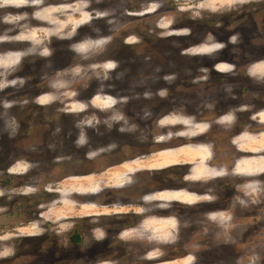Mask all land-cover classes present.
Wrapping results in <instances>:
<instances>
[{
  "label": "rangeland",
  "instance_id": "1",
  "mask_svg": "<svg viewBox=\"0 0 264 264\" xmlns=\"http://www.w3.org/2000/svg\"><path fill=\"white\" fill-rule=\"evenodd\" d=\"M9 1L0 0V26L8 17L30 18L17 16L18 9L42 4L11 1L16 6L11 7ZM51 1L46 5L56 12H50V19L42 8L36 18L51 20L54 29L32 23L31 34L38 45L51 41L52 58H43V52L35 51L38 46H30L31 53L20 63V76L13 68L18 55L0 60L6 72L0 73V264H20L33 256L44 264H82L80 257L90 251L99 253L98 264H264V74L249 79L257 88L247 105L235 87H220L225 79L213 69L221 74L233 70L234 79L242 76L247 64L240 39L227 47L224 30L228 22L246 16L250 0ZM54 3L58 6H51ZM248 15L256 16L257 11ZM212 30L221 32L209 35ZM61 38L69 41L62 44ZM125 38L134 44L125 45ZM230 60L236 65H227ZM263 69L264 62L253 72L262 74ZM137 83L139 90L119 93ZM227 93L232 100L220 107ZM42 95L49 96L39 101ZM181 97L186 108L178 107ZM91 99V121L85 127L94 136L77 127L83 132L78 145L65 134L76 129L73 120L82 117L85 107L69 103ZM39 102L46 105L39 107ZM162 106L167 107L164 113L159 112ZM140 107L145 108L142 114L134 112ZM70 109L74 111L67 125V120H59L60 111ZM150 114L178 117L167 118L158 127L155 119L150 123ZM178 126L183 132L176 135L173 129ZM53 127L56 133L50 136ZM239 132L244 135L236 138ZM23 135L27 138L21 139ZM230 142L234 145L228 148ZM86 147L88 158L80 160L79 153L78 160L73 159L76 148ZM30 149L42 151V158L27 159ZM184 150L196 154L195 159L184 156L188 155ZM212 150L227 158L214 161ZM64 161H74L76 169L67 166L60 171ZM127 162L139 166L102 172V167ZM201 169L202 176L196 174ZM163 179L184 190L149 195L148 203L156 199L157 205L139 224L142 216L132 213L145 210L135 209L131 201L122 207L125 198L118 193L136 181L128 199L134 200L146 193L145 181L154 190L162 184L156 181ZM212 199L218 205H212ZM14 212L17 215L11 216ZM152 212L169 216H148ZM85 216H89L85 225L95 232L84 247L73 250L69 239L82 227L76 224L78 218Z\"/></svg>",
  "mask_w": 264,
  "mask_h": 264
},
{
  "label": "flooded vegetation",
  "instance_id": "2",
  "mask_svg": "<svg viewBox=\"0 0 264 264\" xmlns=\"http://www.w3.org/2000/svg\"><path fill=\"white\" fill-rule=\"evenodd\" d=\"M33 1H35V0H31V2H33ZM40 1L42 2L41 7H26V8H23V9H18L19 11L17 13L16 12H13V13H16L17 16H20V14L21 15L26 14L30 18L24 19L23 21H20V18H19V19H17L14 22L16 24L4 22V24H1V26H0V60L1 59H5V58H7L9 56H12V55H18L19 56V61L17 62V64L14 67L12 66L14 69H17V71H18L16 76H20V63L23 62V59H24L25 56H28V54L31 53V52H29V50L31 49L30 46H32L33 48L35 46H38L37 47V50H35V51L36 52H43V55H42L43 58H47V57H48V59L49 58H52L50 56L51 53H53V52H51L53 50L52 47H51V41L49 42L47 39H45L44 41H42L38 45L32 39V34H31V32L33 31L32 30L33 29L32 23H35V24H37V23H40L41 24L42 23L45 26H48V28H50L49 30H52V28L54 29V26L51 23L47 22L46 20H41V19H37L36 18V13L38 12V10H40L42 8L41 10L44 11L45 9H48L49 8V6L46 5V4L52 3L51 0H40ZM54 4L55 5H51V6H53V7L58 6L57 3H54ZM64 5H60V6H64ZM246 8L248 9V10H246L244 12V14L246 16L241 17L239 19V21L238 20H234V21L228 22L227 25H226V27H225V30H224L225 36H226V45H227V47H230V45L231 46L233 45L232 42H231L232 40H235V39L237 40V38L240 39V45L242 46V55L241 56H243V61L245 62V64H247V66L244 68V72L242 73V76H238L236 74L237 78L234 79L233 78V74H232L233 70H228L224 74H221L220 72H218L215 69V67L213 69H214V71L216 72L217 75H220L219 76L220 79H222V80L225 79L224 80L225 84L221 85L220 87H223L224 85H228V86H225L227 88L228 87H230V88L235 87L237 89L235 91L237 92L238 98L241 97L242 99H244L242 101V103H245L246 102L247 105H248V102H249V99H250V93L256 92V88H257V87L251 86L252 85L250 83L251 78L252 77H261L264 74L263 71L260 72L262 74H254V72H253V69L255 68V66L257 64H260V63L264 62V0H250L248 2V4L246 5ZM254 10L257 11V15L256 16H253V15H250L249 16L248 14H250V12H253ZM132 16H136V15H132ZM239 22H240V24H238ZM220 32L221 31L212 30V31H208V34L209 35L210 34H213V33L214 34H219ZM30 34H31V36H30ZM53 35L55 36V34H52L51 36L54 37ZM27 38H31V39H27ZM61 39H62V44L65 43L66 41H69L67 38H64V39L61 38ZM128 39H131V38H125V40L123 41L125 43V45L134 44V43L128 42ZM39 40H41V39H39ZM55 42L58 43L56 41V39H55ZM25 44H27L28 46L23 47V49H22L21 48L22 45H25ZM59 44L62 45L61 43H59ZM36 52H33V54L36 53ZM44 52H49V56H47L46 54H44ZM254 52H259L260 55H257L256 57L255 56H251V54L254 53ZM26 53H28V54H26ZM20 55L21 56L23 55V56L20 58ZM183 55H185V54H183ZM113 60H116V59H114V58L111 59V61H113ZM231 60H232V57H231ZM231 60L230 61H226L227 65H229L230 67L235 66L236 64H233ZM17 66H18V68H17ZM194 70L195 69H192L193 72H194ZM236 70H238V69H236ZM240 70H243V68L240 69ZM240 70H238V71H240ZM197 71H198V74L197 75L200 76L201 75L200 74L201 73V69H199ZM0 73H2V74L5 73L6 74L4 68H0ZM0 77H2L1 74H0ZM239 79H244L247 84H244L245 82L243 84L240 83ZM140 87H142V86L139 83L132 84V85H129L126 88H123L121 90L119 89V93L120 92L123 93V94H125V93L126 94L133 93V92L139 90L137 88H140ZM229 95L230 94L227 93L228 98L226 96V98H227L226 101H225L226 102L225 103L226 105L223 104L220 107H226V106L229 105L228 103L231 102V100H232V97H230ZM45 96H49V95L38 96V100L40 101L41 97L44 98ZM54 103H56V102L54 101L53 104ZM177 103H178V107H180V108H186V106L188 105L187 102L185 101V98H182V97H181V100L179 102H177ZM69 104L70 105L71 104H81V105H83L85 107V110H83V112H81V113H83L81 115L82 117L75 118V120H73L74 121L73 124H76L77 125L76 126V129L73 128L70 132H67L68 134H65V135H67V136H65V139H71V140L74 141L75 144H78L79 145V143H81L80 136L83 137V132H84V134H86V136H88V135L89 136H94L90 131H87L86 130V127H85V124L88 123V121H91V118L89 117L90 112L88 111V109L90 108V105H93V102H92V99H91L90 101H88V100L83 101V103H75L74 102V103H69ZM69 104H67V105H69ZM43 105H46V104H42L40 102L38 103V106L39 107H43ZM48 105H50V104H48ZM250 107H251V105H250ZM144 109L145 108H141L140 107V108H138V110L135 109L134 112H136L137 114H142L143 113L142 110H144ZM146 109L150 113H152L151 112L152 109H153L152 107H149L148 106V107H146ZM166 109H167V107L162 106L161 108H159V110H160L159 112L164 113L163 111L166 110ZM262 110H264V108ZM73 111L74 110H72V109L67 110V111H64V110L63 111H60L61 112V115H60L59 120L60 121L61 120H67V122H68L67 125H68L69 124V117L68 116ZM97 112H99V111H97ZM245 113H247V112H245ZM256 114H258V113H256ZM150 115H152V114H150ZM170 117L176 118V117H178V115L177 116L167 115V116H163V117H160V118H158V117L154 118L153 115H152V116L149 117L150 118L149 120H150V123H151L152 122V119H155L156 125H158V127H159L160 125H162V122L165 119L170 118ZM248 117H249V120H251L253 118V115H250L249 114ZM183 118L186 119L185 117H180L178 119H180L181 121H183L184 120ZM221 119H222V116L218 118V121L221 120ZM52 120L55 121L53 118H52ZM195 124H200V123H195ZM77 127H81L82 129L81 128L80 129L83 132L79 133L80 129L78 130ZM192 127H193V125H192ZM182 130L183 129H182L181 126L175 127L173 129V131H174V133L176 135L178 133H180V132H183ZM118 131H120V127L118 128L117 133H118ZM48 132H50V136L54 135L56 133V127L51 128V130H49ZM243 135H244L243 132H239V133L235 134V137L236 138H239V137H242ZM25 138H27V135H23L21 137V139H25ZM116 138H118V137H116ZM19 140H20V138H19ZM193 142H195V141H193ZM156 143H159V142H156ZM188 144L189 145H195V143L192 144V143H189V142H188ZM231 144H232V142L229 143L228 148H231V146L234 145V144H232V145ZM138 149H139V147H138ZM66 150L67 149L65 148L63 152L65 154H68V152ZM76 151L75 152L77 154L74 155L75 158H73V159L78 160L76 157L80 156L79 153L82 154L80 160H83L84 158H88L87 157L88 156V148L87 147L86 148H83V149L76 148ZM237 151L238 152H243V151H241V149H239ZM32 153H34V152H32V150L30 149L29 151H27L25 153V157L27 159H29V160H32L33 158H36V157L42 158V154H43L42 151H39V150H36L35 149V153L34 154H32ZM143 153H144V151H142L140 149V154L139 155H142ZM212 155H213V158L212 159H215L214 161H217V159H222V158L226 159L227 158L226 156L219 158L218 155L216 154V151H213V150H212ZM212 155H211V157H212ZM31 157H33V158L31 159ZM73 159H71V160H73ZM230 159H232V157ZM58 160L59 159H57V161ZM65 161H64V163L60 164L62 166L61 169H60V171L62 169H64L66 171L67 170V166H68V169H71V170H75L76 169V168H73L72 167V165H74L73 164L74 161H70V162H66V163H65ZM131 161H133V160H131ZM131 161H129V162H131ZM236 161L237 160H234V162H236ZM33 162H35V161H33ZM123 164L124 163H122V164H119L118 163V164H115V165H113L111 167H102L104 169L102 172L104 174L105 171L118 168L119 166H123ZM53 167H56V166H52L51 168H53ZM109 168H112V169H109ZM160 170H163V169H160ZM160 170H153V171H160ZM137 171H138V174L143 172L146 175V172L144 170H137ZM160 172H162V171H160ZM160 172L158 174H156V175H160L161 174ZM91 174L93 175L94 173H91ZM80 177H84V176L81 175ZM221 177H223V176H221ZM134 178H136V177L134 176ZM156 182H161L162 183L161 185H159L160 188L159 189L151 190V189H148V186L150 184H152V183H148L147 181H145L143 183V189H142V191H144L146 193L139 195L138 194L139 192H136L137 190L134 191V192H136V194H138L136 196V198H134V200H128V199H130V197H131L130 196V192L133 189V187L136 188V186H135L136 181L132 182L128 186H125V189H129L130 192L126 191L125 193H122V194L118 193L119 195H121L122 197L125 198V200L122 201L123 203H128L130 201L131 202H137L138 205H139V207L140 208H143L145 210L143 213H137V212L132 213V215L142 216L141 217V222L139 224H142V222L145 220V215L147 214V211L148 210H152L153 205H157V204L154 203V202H157L156 199H154L153 202H150L151 204L148 203V201L151 200V197H149V195L154 196L155 194H162L161 192H165V191L167 193L168 192H171V193L178 192L179 193L182 190H184V189H180V186L181 185H178L173 180L170 181L169 179L168 180H164L163 179L162 181H156ZM131 195H134V194H131ZM212 200H213L212 205H214V206L218 205L215 202L214 199H212ZM176 203H179V202H176ZM25 210L27 212H29L28 208H25ZM218 212L220 213L222 211H218ZM17 213L18 212H14V213L11 214V216H16ZM32 215H34V214L32 213ZM115 215H117V214H115ZM128 215H130V214H128ZM151 215H153V216H160L161 218H164V217H168L169 216V215H165V216L157 215V214H155L153 212L150 213V215H148V216H151ZM27 216H28V214H26V217ZM87 218H89V216H85V217L78 218V219H80V221L77 222L76 224H79V225L82 224V227H80L81 228L80 230H78V228H76V229L74 228L75 230L73 231V234H72L71 238L69 239L71 249H73V250L74 249L78 250L79 248L84 247V242H86L85 239L88 236L92 235L93 232H95V229H92L91 231H89V227L85 225V223L87 222ZM18 220H20V216H18V218L16 219V221H18ZM23 220H26V219H23ZM122 231H123V229L121 231H119L118 237H120V235H122V233H123ZM77 237H79V240H76ZM93 241L94 240H92V242ZM83 251L86 252L87 250L86 249L85 250L83 249ZM98 254H99L98 252H95V254H94V253H92V251L88 252V254H84L82 256V258L80 257V260L82 259V262L81 263L82 264H88V263H91L92 262V264H98L99 263L98 262L99 260L98 259H95V258H98V256H97ZM24 259H27V261H25L23 263L20 262V264H44L45 263V262L42 261V258L41 257L36 258V257L33 256V257H30V258H24ZM29 259H32V260L29 261ZM90 259H92V260L89 261ZM69 260H70V258H69ZM75 262L78 263L77 261H75ZM15 263H16V261L13 262V264H15ZM70 263H72V262H70Z\"/></svg>",
  "mask_w": 264,
  "mask_h": 264
},
{
  "label": "bare ground",
  "instance_id": "3",
  "mask_svg": "<svg viewBox=\"0 0 264 264\" xmlns=\"http://www.w3.org/2000/svg\"><path fill=\"white\" fill-rule=\"evenodd\" d=\"M13 3H20V5H21V3H22V0H20V2H16L15 0H11ZM11 1H9V2H11ZM18 1V0H17ZM12 2H11V7H16L15 5H13L12 4ZM36 4H39V3H36ZM41 6V5H40ZM63 10H68V8H63ZM47 11H48V18L50 19V16L49 15H51L50 14V12H52V13H55L56 12V10H54V9H51V10H49V9H47ZM44 12H46V10L45 11H43V13ZM40 12H38V14H39ZM61 13V12H60ZM64 12H62V14H63ZM45 14V13H44ZM40 15V14H39ZM54 15V14H53ZM42 16H44L43 14H42ZM40 18H42V17H40ZM25 19V18H24ZM55 20V19H54ZM22 21V20H21ZM41 21V20H40ZM46 21H47V18H46ZM48 22V21H47ZM49 22H51V20L49 21ZM7 23H9V21L7 22ZM62 25V24H61ZM183 153H185V154H188V155H184V156H187V158H189V160L191 159V157H193L194 159H195V157H196V154H193V155H189V153H190V151L189 150H184L183 151ZM202 155V154H201ZM197 156L199 157V155L197 154ZM173 160V159H172ZM199 160V159H198ZM200 160H201V162H204L205 160H206V157L204 156V155H202L201 156V158H200ZM158 165H160V164H158ZM139 166V164L138 163H134V162H132V163H125L124 165H123V167L124 168H126L127 170H133V169H135V168H137ZM141 166H142V164H141ZM145 167V166H144ZM150 167H152V166H150ZM244 168V167H243ZM143 169V168H142ZM155 169H157V168H155ZM120 170V169H119ZM125 170V169H124ZM157 170H160V169H157ZM200 171V170H199ZM199 171H196V174H198V175H200L201 174V176H202V169H201V171L199 172ZM223 171V170H222ZM127 172H129V171H127ZM219 174V173H218ZM212 177V176H211ZM194 178V177H193ZM214 179V178H213ZM195 180V179H194ZM196 180H198V178L196 179ZM112 188V187H111ZM170 194V193H169ZM171 194H176V193H171ZM167 195V194H166ZM191 200V199H190Z\"/></svg>",
  "mask_w": 264,
  "mask_h": 264
},
{
  "label": "crops",
  "instance_id": "4",
  "mask_svg": "<svg viewBox=\"0 0 264 264\" xmlns=\"http://www.w3.org/2000/svg\"><path fill=\"white\" fill-rule=\"evenodd\" d=\"M111 189H112V188H111ZM114 189H115V188H114ZM121 191H124L123 193H125L126 191L130 192L129 189H122ZM126 204H129V202H128V203H123L122 207L125 206ZM131 204H132L131 206H133L135 209H136V208H137V209L140 208L137 202H131Z\"/></svg>",
  "mask_w": 264,
  "mask_h": 264
},
{
  "label": "clouds",
  "instance_id": "5",
  "mask_svg": "<svg viewBox=\"0 0 264 264\" xmlns=\"http://www.w3.org/2000/svg\"><path fill=\"white\" fill-rule=\"evenodd\" d=\"M9 21H11V20H14V19H19V17H8L7 18Z\"/></svg>",
  "mask_w": 264,
  "mask_h": 264
},
{
  "label": "trees",
  "instance_id": "6",
  "mask_svg": "<svg viewBox=\"0 0 264 264\" xmlns=\"http://www.w3.org/2000/svg\"><path fill=\"white\" fill-rule=\"evenodd\" d=\"M76 240H79V237H77Z\"/></svg>",
  "mask_w": 264,
  "mask_h": 264
}]
</instances>
